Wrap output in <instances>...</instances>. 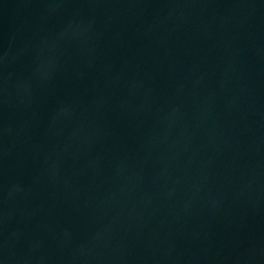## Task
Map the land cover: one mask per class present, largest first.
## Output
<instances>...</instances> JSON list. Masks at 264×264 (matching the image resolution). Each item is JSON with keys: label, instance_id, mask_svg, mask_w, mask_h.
I'll list each match as a JSON object with an SVG mask.
<instances>
[{"label": "water", "instance_id": "obj_1", "mask_svg": "<svg viewBox=\"0 0 264 264\" xmlns=\"http://www.w3.org/2000/svg\"><path fill=\"white\" fill-rule=\"evenodd\" d=\"M0 264H264V0H0Z\"/></svg>", "mask_w": 264, "mask_h": 264}]
</instances>
